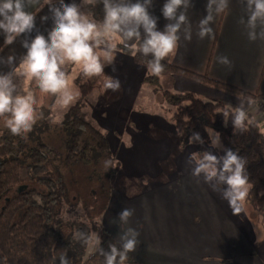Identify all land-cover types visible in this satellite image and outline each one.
I'll return each mask as SVG.
<instances>
[{"label":"crops","instance_id":"1","mask_svg":"<svg viewBox=\"0 0 264 264\" xmlns=\"http://www.w3.org/2000/svg\"><path fill=\"white\" fill-rule=\"evenodd\" d=\"M85 2L64 0L79 8ZM23 3L25 10L35 18L31 33L15 36L12 43H6V35L0 30V75L11 72L13 81L14 70L27 52L24 41L30 43L37 34L47 39L54 26L50 6H60V0H50V5L46 0H23ZM164 3L165 0H151L148 5V11L158 17L159 30L174 22L164 18L161 11ZM205 4L206 0H190L185 10L188 19L178 33L180 40L171 56L172 64L263 97L252 99L254 102L249 104L245 97L188 75L165 73L171 80L170 91L190 92L205 101L223 100L235 109L242 107L264 133V39L259 35L260 27L256 29L257 38L250 41L248 29L239 23L241 15L247 21L244 5L239 0H230L229 8L216 16L212 24L215 39H200L198 23L206 15ZM189 28L190 41L184 39ZM113 56L115 59L104 74L118 78L121 88L115 92L106 89L117 93L119 98L114 105L106 106L109 127L105 126L102 131L117 166L110 179L107 207L99 217L101 225L111 233L118 246L120 236L128 228L136 229L138 243L131 253L140 264H264V226L251 207L244 201L242 211L233 215L228 202L212 190L203 176L197 178L191 173V165L187 163L189 155L208 149L209 145L182 147L172 113L163 116L159 111L138 110L136 95L145 85L142 84L143 71L134 69L139 64L132 62V55L115 50ZM219 56H227L231 64L219 63ZM9 57L13 58L11 62ZM105 128L114 133V143L108 140ZM124 208L133 210L127 223H122L118 217ZM251 219L259 225L257 233Z\"/></svg>","mask_w":264,"mask_h":264},{"label":"trees","instance_id":"2","mask_svg":"<svg viewBox=\"0 0 264 264\" xmlns=\"http://www.w3.org/2000/svg\"><path fill=\"white\" fill-rule=\"evenodd\" d=\"M80 10L95 20L104 19L102 0L85 3ZM117 50L131 55L124 45H118ZM171 56L161 62L164 65L161 74H184L245 98L263 97L215 81L207 75L180 69L172 64ZM151 58V54L147 57L141 53L133 56L137 64L146 68ZM157 80L155 75L145 78L152 85H156ZM73 81L80 96L59 124L52 125L48 120L56 97L40 92L35 81L31 82L36 98V122L32 130L13 135L4 125L7 117H0V264H59L58 258L64 253L70 264H103L98 247L90 257L83 259L85 243L77 239L76 234H87L88 230L61 218L62 203L69 197L61 166L87 167L88 180L97 184V194L104 197V203L101 207L96 202L85 206L91 213L90 219L99 218L106 209L110 179L117 166L105 134L82 112L84 99L93 90L88 77L79 72ZM162 96L172 109V121L183 144H189L193 131H198L205 144L209 145L208 132L218 131L223 145L246 161L249 193L245 202L264 225V133L256 126L258 123L248 114L246 130L234 129L231 113L236 109L223 100L205 101L190 92L174 93L170 90H163ZM225 112L229 115L225 116ZM225 120L228 121L227 127ZM51 131L59 139L57 146L46 141ZM106 160L110 161L107 168L104 166ZM95 227L101 239L100 246L106 250L110 243L119 247L100 222H96ZM125 264L139 263L130 252Z\"/></svg>","mask_w":264,"mask_h":264},{"label":"clouds","instance_id":"3","mask_svg":"<svg viewBox=\"0 0 264 264\" xmlns=\"http://www.w3.org/2000/svg\"><path fill=\"white\" fill-rule=\"evenodd\" d=\"M93 3V0H86ZM104 5V19L101 24L90 19L81 12L75 3H64L60 6H50L53 13L54 26L44 35L37 34L31 42L24 41L26 55L14 70L17 75L24 77V94L14 95L16 85L13 83L12 73L0 75V117H7L4 125L13 135H21L32 130L36 122L35 94L29 91L27 85L32 81L40 92L57 97L60 106L68 107L77 94L70 90L69 72L65 65H74L79 68L84 77H103L106 66L112 65L113 53L118 45H124L131 55L141 53L144 57L151 54L147 68L150 73L160 76L164 71L161 63L166 57L173 55L177 49L181 26L187 22L185 10L190 0H165L161 9L164 18L174 21L164 26L163 30L157 27L158 17L148 11L151 0H102ZM50 5V0H46ZM230 0H206L204 15L198 23V37L215 39L212 24L216 16L229 8ZM244 5L243 11L247 14V21L241 15L239 23L248 29L250 41L257 38L256 29L260 27V37L264 39V0H239ZM184 10H180V9ZM180 10V11H178ZM35 26L34 16L25 10L23 0H0V30L6 35V43H12L15 36L31 33ZM142 30V32H141ZM190 28L185 31L184 39L191 40ZM135 41V42H132ZM13 58L9 57L11 62ZM217 61L230 65L227 56L217 57ZM116 71V68H112ZM103 88L118 91L121 82L118 78L103 79ZM249 104L251 97H246ZM7 114V115H6ZM225 116L229 114L224 113ZM248 114L240 107L231 113V124L234 129L246 130ZM254 121H249L253 123ZM225 127L228 121H224ZM260 127L259 124L256 125ZM207 131V129H206ZM209 148L189 155L187 163L191 165L194 177H201L210 185L213 191L220 194L228 202L233 215L242 211L243 202L249 193V180L246 175V161L231 148L223 145L221 133L209 131ZM205 143L198 131H193L189 137V144ZM213 149L217 151H213ZM219 153V154H218ZM110 161H105L107 168ZM133 210L124 208L118 213L119 220L127 223ZM139 232L128 228L120 236V245L109 244L106 250L97 237L96 244L99 254L103 257V264H125L128 253L136 250ZM76 238L89 243L91 237L84 232L76 234ZM59 264H70L67 254H61Z\"/></svg>","mask_w":264,"mask_h":264},{"label":"rangeland","instance_id":"4","mask_svg":"<svg viewBox=\"0 0 264 264\" xmlns=\"http://www.w3.org/2000/svg\"><path fill=\"white\" fill-rule=\"evenodd\" d=\"M89 18L94 20L98 24H101L103 22V20L102 21L95 20L91 16H89ZM132 62L135 63L134 60ZM109 67L110 65L106 66L104 72ZM134 69L137 72H139L140 70H141L140 72L143 71L142 84L145 83V85H143L139 89L136 95V99H137L136 107L139 108L138 110L144 112L146 111L149 113L159 111V113L163 114V116L165 115L171 116L172 109L168 104L165 103L162 96L163 90L171 89L170 88L171 80L169 79V75L160 74V76H157L158 80L156 85H152L145 81V78L147 76L152 75L148 68L144 67L143 65H139V66L137 65L134 66ZM65 70L69 72L68 79H69L70 90L76 93L77 96L76 99L68 107L60 106L57 97L55 98V101L51 107V113L48 117V120L52 125L59 124L63 120L64 115L69 109V107L73 105L80 96L77 86L73 81L76 75L80 72L79 68L74 65H65ZM136 76H138V74ZM14 78L15 81H13V83L16 85V88H20V89L14 91L13 94L14 95L24 94L23 93L24 77L22 75L16 74ZM105 78H109V77L104 74L103 77L88 78V82L92 85L93 90L84 99L85 106L82 110L84 117H86L95 127L99 128L101 131L102 129H104L105 126L109 127L110 118L109 115L107 116L106 114V111L109 110L106 108V106H108L109 104L114 105L115 101L119 98L117 93H113V92L111 93V91L109 92L108 90L103 88V79ZM27 87L29 91L34 93L32 83L27 85ZM145 101H148V103H144ZM106 132H108V138H109L108 140L114 143L115 138L112 130L108 128L106 129ZM50 133L51 134L46 138V141L51 145L57 146L59 144V139L57 138L56 133L52 131ZM181 144L182 147L185 146V144L183 143ZM205 147L206 146L203 145L201 148H205ZM61 167L63 172L65 173L66 182L69 187L68 201H63L62 203L61 218L64 222H70L71 224H73V226L79 225L88 230L87 235H89L92 239L89 243L83 244V251H84L83 259H87L96 251L98 247L96 244V239L97 237H99V235H98V229L95 227V224L96 222H100V221L99 218L90 219L89 215L91 213L89 209H87L85 206L93 205V203L96 202L97 203L96 205L98 207H101L104 203V197L99 196V194H97L96 191L97 184L95 183V181L88 180L87 167L85 168L81 166L67 167L64 165ZM251 222L253 223L254 232L257 233L258 232L257 228L259 225L256 223V221L254 223L252 219Z\"/></svg>","mask_w":264,"mask_h":264}]
</instances>
